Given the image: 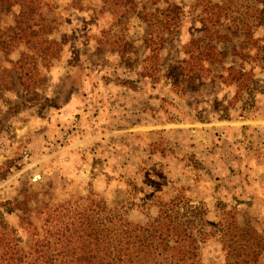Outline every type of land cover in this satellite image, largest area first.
I'll return each instance as SVG.
<instances>
[{
    "label": "rangeland",
    "instance_id": "374dc122",
    "mask_svg": "<svg viewBox=\"0 0 264 264\" xmlns=\"http://www.w3.org/2000/svg\"><path fill=\"white\" fill-rule=\"evenodd\" d=\"M171 1L182 13L160 42L155 39L159 28L143 21L145 13L153 10L147 0H137L135 12L120 21L113 19L109 0H31L35 19L42 14L53 22L41 33L59 45L58 49L43 44V54L59 53L56 59L42 60L43 54L34 49L37 42L32 49L24 40L5 51L0 48V148L9 138L7 121L43 99L55 68L61 74L77 67L80 76L87 65L103 73L106 86L129 82L136 88H173L181 98L175 105L169 102L172 116L180 113L204 122L264 120V0ZM40 2L47 7L37 14ZM14 25V13L0 17V29L12 33ZM34 30L37 33L39 28ZM208 44L215 47L211 66L191 59ZM206 67L211 72L204 71ZM127 73L134 79L124 78ZM176 136H170L169 149L162 150L159 143L151 154L144 149L138 160L128 156L109 162L113 158L97 159L85 151L74 158L86 162L82 168L73 161L68 169L49 166L42 171L25 168L30 157L24 160L21 147H15L14 156L0 166V213L22 248L37 249V237L47 231V220L71 223L87 214L96 223L109 217L143 227L163 211L172 216L179 211V217L194 219L208 235L199 245L197 264H239L241 258H227L226 253L235 252L238 246L231 238L242 232L250 256L246 264H264V201L220 196L214 182L200 180L196 156L175 155ZM217 137L220 141V134ZM253 251L259 252L257 259Z\"/></svg>",
    "mask_w": 264,
    "mask_h": 264
},
{
    "label": "crops",
    "instance_id": "0c3cea01",
    "mask_svg": "<svg viewBox=\"0 0 264 264\" xmlns=\"http://www.w3.org/2000/svg\"><path fill=\"white\" fill-rule=\"evenodd\" d=\"M63 73L58 68L51 71L43 99L7 121L9 138L0 148V166L14 156L18 146L20 156L30 157L25 168L38 171L49 166L68 169L73 161L82 168L86 162L74 158L86 152L97 159L113 158L109 162L128 156L138 160L144 149L151 154L159 143L162 150L169 149L170 136L177 135L175 155L196 156L201 163L200 180L214 182L220 196L264 201V120L204 122L180 113L172 116L169 102L175 105L181 98L173 88H136L129 82L106 86L103 73L87 65L80 76L77 67ZM124 78L131 81L134 76L127 73ZM257 149L262 152L258 154Z\"/></svg>",
    "mask_w": 264,
    "mask_h": 264
},
{
    "label": "trees",
    "instance_id": "16d2710c",
    "mask_svg": "<svg viewBox=\"0 0 264 264\" xmlns=\"http://www.w3.org/2000/svg\"><path fill=\"white\" fill-rule=\"evenodd\" d=\"M147 1L151 2L153 10L145 13L143 21L148 27L159 28L155 39L163 42L164 33H169L172 27L176 26L182 9L171 0ZM109 2L113 5V19L118 21L133 14L139 4L137 0ZM43 7L46 8L47 5H41V2L37 4V14ZM10 12L14 13L15 27L12 33L0 29L2 51L7 50L14 42L23 40L31 48L34 41L37 42L34 49L37 48L41 54L45 52L43 44L58 46L59 49L55 41L47 40L41 33L53 22L48 23L42 14L37 15L36 20L35 7L31 0H0V17ZM35 27L39 28L37 33ZM149 37L152 38V34ZM5 38L9 40H4ZM214 52L215 47L208 44L203 51L194 52L191 59L194 58L198 62L207 61L209 65L206 66H211ZM58 53L59 50H55L50 55L40 54V57L42 60L49 57L56 59ZM204 71L211 72L208 67ZM24 85L26 87L25 83ZM172 211L173 207L169 212ZM179 214L177 211L176 215L172 216L168 211H163L157 219L143 227L109 217L96 223L93 217L87 214H82L83 218L71 223H65L61 218L55 224L47 220V231L37 237V249L32 245L24 249L16 240L15 230L0 213V264H197L199 245L204 243L208 235L199 228L194 219L186 218L185 215L179 217ZM53 227L57 230L52 232ZM62 227L65 228L63 231ZM242 233L231 238L235 239L234 245L238 247L233 249L234 253H230L229 248L226 257L236 255V259L243 260L239 264H246L250 256L243 246L245 241ZM221 239L225 241L224 237ZM252 256L257 259L259 252L253 251Z\"/></svg>",
    "mask_w": 264,
    "mask_h": 264
},
{
    "label": "built area",
    "instance_id": "2783aa9c",
    "mask_svg": "<svg viewBox=\"0 0 264 264\" xmlns=\"http://www.w3.org/2000/svg\"><path fill=\"white\" fill-rule=\"evenodd\" d=\"M23 159L27 160L28 159V155H24Z\"/></svg>",
    "mask_w": 264,
    "mask_h": 264
}]
</instances>
